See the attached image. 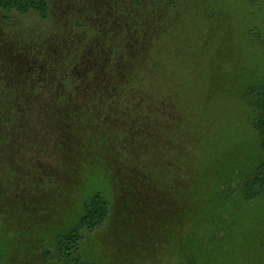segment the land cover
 <instances>
[{
  "label": "rangeland",
  "instance_id": "obj_1",
  "mask_svg": "<svg viewBox=\"0 0 264 264\" xmlns=\"http://www.w3.org/2000/svg\"><path fill=\"white\" fill-rule=\"evenodd\" d=\"M103 1L95 0L96 7ZM49 3L47 20L34 11L0 9L1 264H65L56 257L54 236L81 199L96 190L107 193L109 183V213L101 226L83 230L77 252L95 264H264V193L244 200L239 192L240 182L254 165L248 107L236 93L218 87L209 91V61L217 50L218 58H230L224 65L216 62L218 70H222L219 64L223 66L225 80L234 71L264 79V0H212L196 6L199 10L190 6L188 10L196 12L182 22L185 26L176 25L179 29L174 31L170 26L171 33L181 31L179 39L193 44L194 51L185 55L202 56L191 72L179 73L181 80L172 90L181 95L176 107L184 114L174 116L181 118L179 125L186 137L197 139L196 144L180 132L181 150L163 155L180 175L185 172V199L154 182L141 186L144 175L136 168L139 162L135 166L130 157L121 160L103 140L94 150L85 137L65 130L69 124L60 121L54 110L55 93L62 83L53 86L55 77L43 73L46 67L38 57L42 45L32 56L43 70L39 79L44 84L35 94L29 92L28 44H39L61 13L78 4L76 0ZM79 87L72 94L76 104L90 95L88 88ZM126 141L124 137L119 147L128 146ZM157 166H164L161 159ZM198 168L202 173L193 176L192 170ZM216 168L224 169L226 186L220 188L218 205L211 209L207 196L220 180L214 181L208 172ZM45 249L53 258H46Z\"/></svg>",
  "mask_w": 264,
  "mask_h": 264
},
{
  "label": "trees",
  "instance_id": "obj_2",
  "mask_svg": "<svg viewBox=\"0 0 264 264\" xmlns=\"http://www.w3.org/2000/svg\"><path fill=\"white\" fill-rule=\"evenodd\" d=\"M76 1L78 4L62 12L47 31L46 38L39 43L47 46V75L49 79L55 77L52 85L62 83L54 97L57 118L69 124L65 126L69 134L85 137L94 150L99 149L97 145L103 140L105 147L116 150L115 155L121 160L130 157L134 165L139 162L141 165L135 166L140 175H144L141 186L155 185L154 182L157 187L175 190L179 199H185L184 194L188 191L184 188L182 176L185 172L180 175L178 167H170L163 155L168 150H181L177 146L180 132L186 137L183 126L179 125L184 114L176 107V100L181 95L172 90L177 87L181 75L186 73L184 71L191 72L198 66L202 56H189L193 44L189 39H179L181 31L171 33L170 26L174 31L176 25H183L188 16L195 14L196 10H188V7L199 10L196 6L209 5L212 0H104L98 7L95 0ZM0 9L21 14L34 11L43 20L50 17L49 0H0ZM188 50L189 54L185 55ZM218 51L209 61V91L218 87L224 93H236L248 107L246 117L254 133L253 148H250L254 165L240 182L239 192L244 200H251L264 193V79L254 80L255 75L234 71L231 79L225 80L223 66L219 64L218 68L222 70H218L216 62L220 60L224 65L230 58H218ZM84 65L80 74L76 72ZM40 74L41 70L37 69L32 77L40 81ZM86 77L93 81L92 85H88L90 82ZM77 85L88 88L90 93L78 104L72 95ZM28 90L35 94L36 89ZM174 115L181 117L179 121ZM167 123L172 125L170 130L165 127ZM124 137L128 146L119 147ZM186 138L196 144V138ZM184 144L188 142L184 141ZM158 159L163 167L157 166ZM202 171L201 168L193 169L192 174L197 177ZM224 173L223 168L208 172L214 181L220 180L219 187L207 196L211 209L218 205L220 188L226 186ZM192 187H189L191 196L196 200L199 197ZM106 191L96 190L84 197L75 213L68 215L65 227L54 236L59 261L95 264L77 252L83 230L101 226L109 213L110 183ZM44 254L46 258H53L49 250L45 249Z\"/></svg>",
  "mask_w": 264,
  "mask_h": 264
},
{
  "label": "flooded vegetation",
  "instance_id": "obj_3",
  "mask_svg": "<svg viewBox=\"0 0 264 264\" xmlns=\"http://www.w3.org/2000/svg\"><path fill=\"white\" fill-rule=\"evenodd\" d=\"M109 6H111V5H109ZM40 45H42V44H36L35 42H31L30 44H28L29 50L31 52L30 56H29L30 60H29L28 64H27L26 61L23 60L24 64L29 65V67L25 69V72H27V74L30 75L29 76L30 78L28 79V81H31V85H30V87H27V89H32V90L33 89H39V88H41V85L44 84L43 80L38 81V78H37V80H34L35 77H32V74L34 72H37V69H42V68H40L41 66H38V62H36V61L34 62L33 61L34 60L33 58L35 56H32V54L34 53L33 50H35V52H37L39 47H40ZM40 49H41V51H40L39 56H38L39 57V61H41V60H42L41 62L44 61V65L46 67V70H44V71L41 70V71H43V73L47 76V70H48L47 46L42 45V48H40Z\"/></svg>",
  "mask_w": 264,
  "mask_h": 264
}]
</instances>
